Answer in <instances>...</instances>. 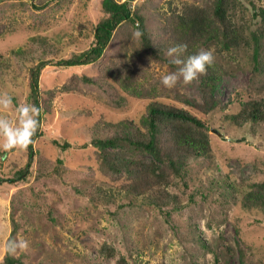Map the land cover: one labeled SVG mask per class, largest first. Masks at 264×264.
<instances>
[{"label":"rangeland","instance_id":"374dc122","mask_svg":"<svg viewBox=\"0 0 264 264\" xmlns=\"http://www.w3.org/2000/svg\"><path fill=\"white\" fill-rule=\"evenodd\" d=\"M207 1L135 0L134 6L144 14L147 25L158 38L167 41L162 23L170 3L180 7L187 2L204 4ZM255 2L264 8V0ZM246 6H235L237 22L245 15L251 23L254 12L259 10L249 3ZM100 16L101 0H61L47 8H37L30 0H0V51L7 72L0 67V93L11 94L14 101L0 115L17 120V106L28 103L30 65L40 59L47 63L40 78L42 101L52 104V110L43 118L44 134L34 143L36 156L26 179L11 180L28 163L26 147L17 146L6 156L0 149V176L6 178L0 183V264H7L5 245L13 228V208L19 225L17 239L28 241L27 248L17 251L26 264H96L99 261L119 264L121 255L130 264H138L133 254L139 256L140 264H243L242 250L245 264H264V208H245L235 192H230V202L223 205L201 200L173 212L171 220L180 232L174 231L170 220L154 206L135 203L113 215L108 205L92 200L93 194L102 193L111 182L124 181L125 173L110 171L102 163L90 142L91 127L97 121L138 119L150 100L134 97L100 78L102 65L110 59L133 54L138 63L147 59L144 48L133 35L125 37L117 33L105 54L94 63L67 67L49 62L57 48L55 57L69 56L73 50L88 47ZM256 21L257 25L262 22L260 18ZM44 47H50L51 52L45 54ZM210 49L222 72L216 91L221 105L206 115L212 157L193 158L195 179L189 178L187 188H177L185 200L196 185L193 181L198 182L200 178L207 186L223 183L229 191L226 181L245 180L242 185L248 187L247 183L264 179V121L238 126L226 117L242 101L264 99V36L258 63L253 60L252 46L241 45L221 53L215 45ZM182 55L186 58L187 54ZM148 66L159 85L158 99L184 107L188 105L179 101L180 94L202 100L200 78L189 84L181 80L167 87L162 83V76L179 66L169 59L152 60ZM84 75L96 81L86 82ZM2 80H6L4 89ZM67 82L73 85L72 90H63ZM47 90L53 92L50 94ZM55 138L61 143L70 141L72 146L64 149L54 142ZM84 142L90 144L80 147ZM136 156L152 159L148 153ZM194 224L218 250L199 245L188 236ZM104 242L116 248L115 256L101 253ZM228 244L234 246L229 254L220 250Z\"/></svg>","mask_w":264,"mask_h":264},{"label":"trees","instance_id":"16d2710c","mask_svg":"<svg viewBox=\"0 0 264 264\" xmlns=\"http://www.w3.org/2000/svg\"><path fill=\"white\" fill-rule=\"evenodd\" d=\"M134 1L101 0V16L94 25L91 44L84 49L73 50L69 56L55 57L59 50L57 48L49 60L67 67L94 63L105 54L110 41L116 37L117 33L127 37L133 35L137 27L142 30V35L136 38L147 54L145 61L138 63L139 60L135 58V54L132 57L124 55L120 59H110L100 69V78L121 87L134 97L150 100L145 113L138 119L125 118L112 123L97 121L91 127L90 142L102 163L110 171L125 173L124 181L111 182L100 194L91 193L92 200H99L108 205L113 215H118L122 208L135 203L136 206H154L164 213L174 231L177 232L181 229L171 220L172 213L201 200L209 204L223 205L230 202V192H235L234 195L240 196L245 208H264V179L249 182L248 187L242 185L245 180L226 181L232 190L229 191L223 183L207 186L200 178L198 182L193 181L196 185L192 186L193 189L186 200L180 195L177 188L180 186L187 188L189 178L195 179L196 169L191 160L212 157L213 145L206 115L221 105L216 91L222 72L214 59V62L207 66V71L199 76L202 100L186 94L177 96L180 102L188 105L184 107L157 98L160 95L158 94L159 85L148 66L152 60L159 62L170 60L166 54L167 49L180 43L187 44L184 52L187 54L186 57L200 49H210L213 45L218 49V53L222 50L237 49L241 45L248 48L252 46L253 60L258 63L261 59V41L264 36V8L257 5L255 0L244 2L243 0H209L204 4L187 2L180 7L170 3L162 23L166 41L158 38L160 36L147 25L144 14L134 6ZM54 2L61 3V0H30V3L37 8H47ZM246 3L252 7L257 6L259 10L254 12L251 23H248L245 15L241 22H237L235 6L247 7ZM259 18L262 22L257 25L256 19ZM43 52L49 54L50 47H44ZM3 56L0 51V67L6 72ZM46 65L43 59L36 63L32 62L30 65L28 103L35 104L40 109L39 126L32 141L26 146L29 155L28 163L17 170L16 178L11 179L13 182L27 178L26 173L29 172L36 156L34 143L44 134L43 118L46 112L52 110L51 103L48 104L46 100L44 104L42 101L40 78L42 69ZM83 79L86 82L96 81L94 77L87 75H84ZM2 81L4 86L1 88L4 89L6 80ZM62 88L72 90L74 87L67 82ZM46 92L51 94L53 91ZM226 117L238 126L249 122L255 125L264 121V99L256 97L242 101L238 109ZM53 140L64 149L72 146L70 141L61 143L57 138ZM89 144L84 142L79 146L85 147ZM138 153H148L152 159L137 157ZM60 162L62 163L61 159H59ZM5 179L0 176V183ZM216 191L218 195H215ZM112 206H116L115 210H112ZM14 210L13 208V228L6 243L10 238L17 239L19 232ZM49 214H51L50 211ZM52 219L55 221L53 217ZM187 234L197 244L213 250L217 249L212 241L206 240V237L202 235L198 225L194 224ZM233 249L234 246L229 244L220 248L227 254ZM101 253L115 256L117 250L112 244L104 242ZM133 258L134 262L140 264L139 256L133 254ZM245 258V252L242 250L243 264H245ZM4 261L7 264H26L17 252L9 254L6 251ZM117 262L130 264L125 255H121ZM96 264L107 263L99 261Z\"/></svg>","mask_w":264,"mask_h":264},{"label":"clouds","instance_id":"9594fccd","mask_svg":"<svg viewBox=\"0 0 264 264\" xmlns=\"http://www.w3.org/2000/svg\"><path fill=\"white\" fill-rule=\"evenodd\" d=\"M133 35L139 38L142 30L137 27ZM187 48V44H174L167 49L169 62L179 67L162 76V83L167 87H173L178 81L189 84L198 79L202 73L207 71V66L214 62L213 49H200L197 52L188 55L186 58L182 55ZM14 101L11 94L0 93V111L9 109ZM18 118L14 122L5 115H0V149L6 156L9 150L15 147H26L31 141L34 133L39 126V107L32 103H23L17 106ZM28 247V241L25 239L10 238L6 245V251L9 254H15L19 249Z\"/></svg>","mask_w":264,"mask_h":264}]
</instances>
